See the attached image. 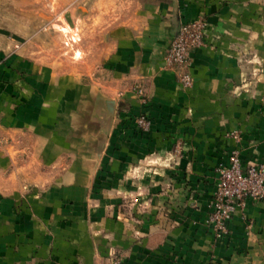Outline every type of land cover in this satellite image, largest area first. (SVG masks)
Instances as JSON below:
<instances>
[{
    "label": "crops",
    "instance_id": "crops-1",
    "mask_svg": "<svg viewBox=\"0 0 264 264\" xmlns=\"http://www.w3.org/2000/svg\"><path fill=\"white\" fill-rule=\"evenodd\" d=\"M198 18L184 88L164 57ZM83 22L66 87L0 49V264H264V203L204 227L217 168L264 160V0H93Z\"/></svg>",
    "mask_w": 264,
    "mask_h": 264
},
{
    "label": "rangeland",
    "instance_id": "rangeland-1",
    "mask_svg": "<svg viewBox=\"0 0 264 264\" xmlns=\"http://www.w3.org/2000/svg\"><path fill=\"white\" fill-rule=\"evenodd\" d=\"M91 1L0 0V49L10 51L13 63L18 64V59L27 61L28 77L37 66L45 82L55 79L64 87L78 83L84 41L88 45L90 34L98 33L96 29L89 30L88 23L86 27L83 22ZM61 94V87L53 93L55 97ZM80 120L78 114L75 122ZM113 256L121 259L111 251L104 264H110Z\"/></svg>",
    "mask_w": 264,
    "mask_h": 264
},
{
    "label": "built area",
    "instance_id": "built-area-1",
    "mask_svg": "<svg viewBox=\"0 0 264 264\" xmlns=\"http://www.w3.org/2000/svg\"><path fill=\"white\" fill-rule=\"evenodd\" d=\"M206 28L204 18L180 25L166 51L164 68L176 70L177 81L184 88L192 85V55L204 46ZM134 91L143 97L141 87H135ZM135 125L144 132L148 130L150 121L146 116H140L135 119ZM233 137L237 138V135L234 134ZM248 200L264 203V160L242 166L238 153L233 152L228 158V165L216 170L215 190L209 204L210 213L204 221V227L215 241L228 236L229 223L239 211L244 210ZM110 264H121V259L113 256Z\"/></svg>",
    "mask_w": 264,
    "mask_h": 264
},
{
    "label": "water",
    "instance_id": "water-1",
    "mask_svg": "<svg viewBox=\"0 0 264 264\" xmlns=\"http://www.w3.org/2000/svg\"><path fill=\"white\" fill-rule=\"evenodd\" d=\"M104 115H105V120L109 121V119L111 118L112 112H113V102L106 100L104 102Z\"/></svg>",
    "mask_w": 264,
    "mask_h": 264
}]
</instances>
